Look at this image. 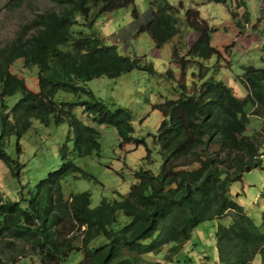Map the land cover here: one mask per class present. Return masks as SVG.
Wrapping results in <instances>:
<instances>
[{"label": "trees", "instance_id": "obj_1", "mask_svg": "<svg viewBox=\"0 0 264 264\" xmlns=\"http://www.w3.org/2000/svg\"><path fill=\"white\" fill-rule=\"evenodd\" d=\"M24 1L8 0L5 6L14 9ZM49 1L57 8L35 13L0 47V161L18 175L21 165L4 147L9 136L18 140L31 118L43 125L50 120L54 124L65 121L68 134L58 148L60 164L26 194L20 190L17 200H9L0 192V257L14 261L16 255L24 256L27 251L37 255L40 264H62L75 251L81 255L75 264H140L142 254L157 253L166 246L168 260L180 252L198 223L228 215V223L216 222L213 230L216 264H249L255 255L264 264V185L259 191L263 200L259 226L228 194L232 182L260 167L264 65L241 67L234 77L245 92L237 97L230 87L213 78L212 65L201 62L211 57L217 61L221 52L209 43L212 29L199 18L198 11L186 9L180 23L173 5L149 0L150 16L137 26L136 33L145 32L155 48L175 39L170 56L178 69L180 89L176 97L151 105L160 115L151 135L160 162L156 173L143 167L134 170V182L120 199L102 197L90 207L88 191L65 195L61 185L69 174L87 175L70 154L80 157L98 151L97 131L82 123L72 109L78 106L91 122L113 126L119 146L130 141L139 144L140 140L130 135L128 111L122 107L110 110L93 98L84 83L102 76L115 78L133 69L153 73V68L138 57L118 54L115 45L103 43V37L92 28L99 14L132 0ZM131 13L135 18L134 7ZM182 24L195 33L192 40H181ZM260 50L264 63V40ZM17 60L26 68H36L35 91L12 72L10 67ZM190 65L197 67L191 74L199 83L187 91L184 76ZM166 74L171 76L169 70ZM58 90L73 94L75 100H54ZM15 92L20 96L8 107L5 98ZM81 94L90 99H78ZM250 115L259 119V125L247 133ZM149 154L146 149L144 160H150ZM98 236L105 241L90 246Z\"/></svg>", "mask_w": 264, "mask_h": 264}, {"label": "rangeland", "instance_id": "obj_2", "mask_svg": "<svg viewBox=\"0 0 264 264\" xmlns=\"http://www.w3.org/2000/svg\"><path fill=\"white\" fill-rule=\"evenodd\" d=\"M149 0H132L131 3L109 12H102L93 23L103 43L115 45L118 54L138 57L144 64L150 63L153 73L133 69L115 78L98 77L84 83L93 98L103 102L110 110L122 107L129 113L130 133L133 141L119 146V137L113 126L96 124L76 106L73 114L84 124L92 126L97 131L98 151L86 156L70 154L71 160L87 175L74 177L67 175L61 181L65 195L70 192L88 191L90 207L96 206L99 199L118 200L124 196L129 185L134 182L133 171L138 167L149 169L156 173L160 162L157 148L152 143V134L160 120L157 110L151 105L164 98H174L178 95V69L172 63L171 43L175 39L155 48L150 37L145 33H136L137 26L145 23L150 14ZM176 9L178 21L183 22L184 11L196 9L199 18L204 20L212 29L209 43L221 52L219 60L211 57L202 64L212 65V76L230 87L234 95H244L243 86L234 76L238 75L241 67L250 64L255 67L263 66L260 57L263 52L260 45L264 40V0H232L226 3H214L206 0H166ZM8 0H0V47L8 43L17 33L20 26L30 20L35 13L45 9L57 8L49 0H25L19 7L8 9ZM238 4V6H237ZM135 8L134 18L131 10ZM79 21H81L78 18ZM235 21L239 22L237 26ZM182 27V41H190L195 36L193 30ZM182 46V42H181ZM182 48V47H181ZM180 50V49H179ZM182 53V50H180ZM11 70L21 76L26 86L35 91L36 68H26L17 60L11 65ZM195 65L186 69L184 84L187 91L192 86L197 87L199 81L191 74L196 71ZM171 72L167 76L166 71ZM20 96L19 92L7 96L6 103L11 106ZM78 99H90L81 94ZM56 101H74L75 96L61 90L54 94ZM247 133L256 130L259 119L248 117ZM65 121L54 124L51 120L43 125L31 118L29 128L18 138L9 136L5 144L8 156L21 165L18 175L12 174V168L0 161V192L9 200H17L19 191L26 194L34 184L48 171L60 164L59 146L68 134ZM16 142L20 150L16 151ZM71 148V142H67ZM146 149L150 151V160H144ZM12 171V172H11ZM264 185V152L261 155L260 167L244 172L238 181L229 185V196L239 204L244 212L256 225H260V212L263 200L259 191ZM229 216L224 215L217 220H205L198 223L192 230L189 240L181 247L176 256L166 258L167 247L157 253H144L140 264H215V249L213 230L216 222L226 224ZM102 236L94 238L90 246L104 242ZM19 245L18 242H16ZM79 252H71L62 264H75L80 259ZM0 264H40L37 255L25 252L24 256L16 255L14 261L0 257ZM249 264H260L259 256L255 255Z\"/></svg>", "mask_w": 264, "mask_h": 264}, {"label": "crops", "instance_id": "obj_3", "mask_svg": "<svg viewBox=\"0 0 264 264\" xmlns=\"http://www.w3.org/2000/svg\"><path fill=\"white\" fill-rule=\"evenodd\" d=\"M214 263L216 264V253H215V260H214Z\"/></svg>", "mask_w": 264, "mask_h": 264}]
</instances>
